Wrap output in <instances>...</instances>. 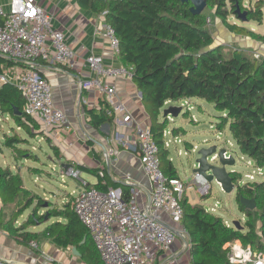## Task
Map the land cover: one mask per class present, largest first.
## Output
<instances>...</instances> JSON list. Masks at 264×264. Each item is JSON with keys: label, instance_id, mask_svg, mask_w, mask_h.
<instances>
[{"label": "trees", "instance_id": "trees-1", "mask_svg": "<svg viewBox=\"0 0 264 264\" xmlns=\"http://www.w3.org/2000/svg\"><path fill=\"white\" fill-rule=\"evenodd\" d=\"M74 1L93 15H102L104 22L114 30L119 43L117 58L121 66L131 70V80L141 95L142 107L150 120L149 129L158 147L159 166L166 177L178 178V174L164 148L163 132L167 119L160 122L158 116L166 103L191 99L201 100L221 113L217 116L216 129L223 132L228 125L237 149L262 170L264 177V59L255 58L239 48L214 44L210 23H207V18L213 16L229 32L264 42V36L228 22L237 5L241 11H246L247 21L262 24L264 0H256L250 8L243 7V0H206L205 8L210 9V14H204V10L194 14L190 10L191 3L182 0ZM44 63L38 60L36 65ZM14 66L27 67L0 56V73ZM23 106L24 99L15 85L9 82L0 85V113L9 115L27 135L25 138L17 134L5 136L4 147L21 157L25 153L21 145L39 131L58 155V148L51 145L49 137L39 130V124L25 114ZM16 110L21 116L15 114ZM182 111L183 115L189 113ZM87 113L96 129L113 118L107 114V108ZM180 132L185 133L180 126L170 130L175 136ZM70 167L81 172L86 170L76 163ZM230 177L236 188L237 208L246 217L244 227L239 230L225 225L220 216L204 207L190 204L186 197L180 199L183 208L181 225L190 243V264H229L222 247L234 240L255 251H264V179L240 186L237 184L241 178L239 173L232 171ZM95 188L107 189L101 184ZM128 194V189L122 191L124 198ZM240 197L253 199L254 210L245 209L239 202ZM0 198L3 205H13L11 217L1 222V228L18 244L30 246L31 242L38 244L49 238L58 248H76L86 264H102L86 228L70 204L62 208L49 205L39 214L44 201L23 187L19 173L1 165ZM28 209L30 213L16 227L17 218ZM45 217L56 220L46 224L41 232L28 230L43 225Z\"/></svg>", "mask_w": 264, "mask_h": 264}, {"label": "built area", "instance_id": "built-area-1", "mask_svg": "<svg viewBox=\"0 0 264 264\" xmlns=\"http://www.w3.org/2000/svg\"><path fill=\"white\" fill-rule=\"evenodd\" d=\"M104 1V0H103ZM110 1V0H105ZM102 16V15H101ZM207 23L210 19L207 18ZM93 35L104 38L114 54H118V39L114 30L104 20L99 22ZM0 56L18 61L26 68L3 70L0 85L9 82L20 91L23 111L32 117L49 138L57 142L62 134L74 135L65 113L55 107L50 83L41 75L38 60L55 65H67L75 54L65 41V35L52 26L51 16L36 0H8L6 10L0 7ZM258 58L257 55L254 56ZM86 65L92 77L82 81L80 87L94 89L103 97L109 116L127 115L123 103L117 100L115 89L103 82L106 78H131V70L121 65H105L101 56L90 55ZM180 108L190 112L193 107L183 101ZM191 119L195 121L191 115ZM170 132H163L164 148L169 144L181 143L177 136L166 141ZM136 154L140 158L143 175L151 184L146 204L141 203V190L131 188L124 198L119 189L100 190L90 187L80 177L77 169L69 167L63 174L77 182L78 193L72 199V210L87 233L103 264H156L159 254L167 252L179 233L187 234L181 225L183 208L180 203L185 184L179 178L166 177L159 166L158 147L150 129L135 127ZM70 145V144H69ZM180 154V152L178 153ZM223 158L229 159L224 149ZM218 159L217 154L208 161ZM249 166L254 165L248 161ZM256 175L263 176L260 168L247 173L238 180L242 186L256 181ZM99 176H103L99 172ZM218 202L206 211L214 213ZM166 215L179 228L168 226L162 221ZM225 225L229 226L227 222ZM232 227H234L231 224ZM30 246L37 248L35 242ZM229 264H264V251H255L243 246L239 240L224 244ZM0 264H20L0 257Z\"/></svg>", "mask_w": 264, "mask_h": 264}, {"label": "crops", "instance_id": "crops-1", "mask_svg": "<svg viewBox=\"0 0 264 264\" xmlns=\"http://www.w3.org/2000/svg\"><path fill=\"white\" fill-rule=\"evenodd\" d=\"M36 1L51 16L52 26L64 33L66 43L75 54V58L67 65L46 62L38 64L40 73L51 85L55 107L65 113L74 130V135L62 134L57 142L54 141L59 151L56 156L60 168L64 169L62 164L70 166L72 163L85 167L86 170L82 172L92 176V181L83 180L90 187L101 184L106 188L119 189L121 193L124 189L130 192L131 188L136 187L141 190V203L146 204L151 184L143 175L140 158L136 154L135 127L140 125L149 128L150 120L142 107L140 93L131 78L104 79V83L114 87L117 100L123 103L127 115L115 116L110 122H104L96 129L92 127L91 117L87 112L105 111L103 97L94 89L85 90L80 87L82 81L92 77L86 65L88 56H101L105 65H120L117 55L110 49L107 41L93 35L95 26L103 21V17L95 16L90 11L80 8L74 0ZM255 1L248 0L244 6L243 0V7L250 8ZM7 3L8 0H0V7L6 10ZM262 12L263 20L260 25L254 21L241 22L234 15L229 17L228 22L244 26L255 34L264 36V7ZM209 18L214 44H221L231 49L239 48L253 57L257 55L258 58L264 59V42L235 35L225 29L218 18L213 16ZM16 67L18 66L4 70L16 69ZM168 104L164 106L169 107ZM197 107L200 108L201 105ZM180 134L181 132L178 135ZM8 151L11 152L10 149ZM2 158L4 159H0V165L8 167L5 157ZM99 172H102L103 176H99ZM202 185L204 186L203 196H205L210 189L205 184ZM70 197L73 199V196ZM187 199L192 205L198 204L196 201ZM12 210L13 205H3L0 198L1 258L20 264H86L80 259V255L78 257L72 253V248H58L49 238L38 242L36 249L18 244L1 228V222L11 217ZM24 220L21 215L17 218L15 226H19ZM162 221L168 226L179 228L166 215L162 216ZM43 228L42 225H35L28 230L41 232ZM189 247L188 235L179 233L170 249L159 254L156 264H190Z\"/></svg>", "mask_w": 264, "mask_h": 264}, {"label": "rangeland", "instance_id": "rangeland-1", "mask_svg": "<svg viewBox=\"0 0 264 264\" xmlns=\"http://www.w3.org/2000/svg\"><path fill=\"white\" fill-rule=\"evenodd\" d=\"M244 1V6H246L248 0ZM204 14H210V9L205 8ZM181 102L183 101L171 102L168 105L170 107H180ZM189 102L193 107L192 111L187 115H183L182 113L184 111H182L174 118L168 116L164 126L165 132H170L172 128L179 126L182 127L185 132H181L180 136H177L181 143H170L169 148L166 149L168 150V158H170L176 169L179 179L185 184V191L184 194H182V198L186 196L190 200L196 201L198 203L197 205L205 209L211 208L218 202V207L214 213L220 216L224 221H227L230 225L233 224V222H239L240 226L243 228L246 217L245 214L240 212L237 208L235 191L225 193L219 185L212 182L209 185L211 189L208 191V196H203L204 190L202 189L204 186L193 182V170L196 166L195 161L198 157L197 152L201 149H210L212 147H214L216 151L213 154H218L224 149L229 151V156L234 163L226 168L229 171L231 170L239 173L242 178L247 173H251L252 171L256 172V167L247 164L248 161L251 160L243 155L235 146L228 130V125L223 132L216 129L215 125L218 121L217 116H220L221 113L215 111L211 105L201 100L191 99ZM199 104L201 105L200 108L197 107ZM166 107L167 106H163L161 108L159 113L161 118L158 116L160 122L165 120L163 111ZM191 115L195 119L194 122L191 119ZM39 130H41V128ZM43 133L45 134L46 132L43 131ZM15 134L23 138L27 137L23 129L18 128L9 115L0 113V159H4L2 157H5V161L8 162L9 165L8 168L10 167L13 173L20 174L23 187L37 194L40 196L41 200L44 201L38 213L41 214L45 212L49 208V205L52 208H62L65 202L72 207V198L70 196L75 197L77 195V182L72 177L63 174L65 169L60 168L58 158L48 142L45 141L39 131L36 132L32 138H28L26 144L21 145L25 148V153L19 157L18 153L15 155L14 152H9L3 145L5 136H13ZM173 136L175 135H168L165 140H172L174 138ZM49 139L51 145L56 146L54 140L51 138ZM179 152L180 154H178ZM215 161L219 162V160ZM80 177L85 181H92V176L85 172H81ZM263 179V176L256 175L255 182ZM202 196L203 200H201ZM29 213L30 209L24 212L23 218L25 219ZM47 219L48 218L45 217L43 220L45 222L42 227L56 220L55 218Z\"/></svg>", "mask_w": 264, "mask_h": 264}, {"label": "water", "instance_id": "water-1", "mask_svg": "<svg viewBox=\"0 0 264 264\" xmlns=\"http://www.w3.org/2000/svg\"><path fill=\"white\" fill-rule=\"evenodd\" d=\"M184 2H190L191 3V12L194 14H200L206 7V0H182ZM236 8L234 10L233 15L236 17L237 20L241 22H247L246 18V11H241L240 8L235 5ZM181 112L180 107H167L164 111V117L172 116V117H177L179 113ZM15 114L21 116V113H19L17 110L15 111ZM223 151L221 150L217 156L219 162H211L208 161V157L215 153V148L212 147L210 149H201L199 152H197V159L195 161L196 166L195 169L193 170V176H194V181L198 184H205L208 189H211L209 186L212 182L216 183L221 187V189L225 193H231L233 191H236V188L232 182V179L230 177L231 170H227V166L233 165L234 161L229 158V159H224L223 158ZM62 167L64 169H68L70 166L68 164H62ZM210 191V190H209ZM209 193H206V195ZM205 195V196H206ZM240 204L247 210H254L255 208V202L253 199H246L243 197L239 198ZM233 226L236 230L241 229L242 227L240 226L239 222H233ZM84 240L82 241V243ZM72 253L75 256L79 257V253L76 250V248H72Z\"/></svg>", "mask_w": 264, "mask_h": 264}]
</instances>
